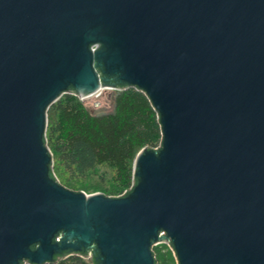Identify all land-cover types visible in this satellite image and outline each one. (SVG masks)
I'll return each instance as SVG.
<instances>
[{
    "label": "water",
    "instance_id": "95a60500",
    "mask_svg": "<svg viewBox=\"0 0 264 264\" xmlns=\"http://www.w3.org/2000/svg\"><path fill=\"white\" fill-rule=\"evenodd\" d=\"M136 87L163 139L120 195L53 175L48 110ZM264 264V0H0V264Z\"/></svg>",
    "mask_w": 264,
    "mask_h": 264
},
{
    "label": "trees",
    "instance_id": "16d2710c",
    "mask_svg": "<svg viewBox=\"0 0 264 264\" xmlns=\"http://www.w3.org/2000/svg\"><path fill=\"white\" fill-rule=\"evenodd\" d=\"M163 139L158 112L149 97L136 87L116 91L113 109L97 113L72 92L64 93L48 110L46 141L54 165L53 175L73 190L92 170L99 175L107 195H120L134 185V160L145 148ZM104 167L101 173L98 170ZM157 264H177L167 244L154 247ZM44 264H92L73 254Z\"/></svg>",
    "mask_w": 264,
    "mask_h": 264
},
{
    "label": "rangeland",
    "instance_id": "374dc122",
    "mask_svg": "<svg viewBox=\"0 0 264 264\" xmlns=\"http://www.w3.org/2000/svg\"><path fill=\"white\" fill-rule=\"evenodd\" d=\"M115 89H103L96 95H93L87 99H84L85 105L94 112L102 113L110 111L113 109L114 97L116 94ZM104 170V167H101L98 170V173H101ZM86 193H95L104 190V184L101 182L99 175L95 174L94 171H88L84 177H82L78 185Z\"/></svg>",
    "mask_w": 264,
    "mask_h": 264
},
{
    "label": "built area",
    "instance_id": "2783aa9c",
    "mask_svg": "<svg viewBox=\"0 0 264 264\" xmlns=\"http://www.w3.org/2000/svg\"><path fill=\"white\" fill-rule=\"evenodd\" d=\"M160 244H164V243H160ZM160 244H157V245H160ZM157 245H155V246H157ZM155 246H154V247H155ZM154 247H153V248H154ZM169 248H170V247H169Z\"/></svg>",
    "mask_w": 264,
    "mask_h": 264
}]
</instances>
